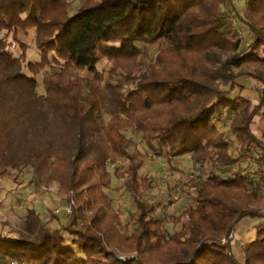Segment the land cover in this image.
Wrapping results in <instances>:
<instances>
[{
	"label": "trees",
	"instance_id": "1",
	"mask_svg": "<svg viewBox=\"0 0 264 264\" xmlns=\"http://www.w3.org/2000/svg\"><path fill=\"white\" fill-rule=\"evenodd\" d=\"M227 5L252 35L244 49L226 34ZM238 8L233 0H81L76 8L71 0H0V174L24 168L40 179L51 173L43 182L76 192L63 229L46 228L30 210L37 234L31 240L0 235L3 257L15 264H147L117 260L100 227L97 213L110 205L103 191L109 165L120 163L125 170L116 172L135 206L137 250L167 251L161 264H264V140L253 130L255 118H264V76L246 72L264 67V0H247L245 14ZM29 30L39 62L28 61V46L19 40ZM10 36L22 51L18 57L9 50ZM104 60L108 69L101 72ZM46 68L40 94L38 77ZM244 77L258 84L256 105L241 95ZM220 107L232 114L235 157L215 118ZM129 129L149 148L158 145L168 161L188 155L197 164L239 168L259 149L258 181L239 172L190 180L195 203L172 219L180 229L170 234L165 219L152 218L156 206L142 199L152 181L139 174ZM245 218L258 224L241 245L240 263L223 241ZM62 230L75 237L72 244Z\"/></svg>",
	"mask_w": 264,
	"mask_h": 264
},
{
	"label": "rangeland",
	"instance_id": "2",
	"mask_svg": "<svg viewBox=\"0 0 264 264\" xmlns=\"http://www.w3.org/2000/svg\"><path fill=\"white\" fill-rule=\"evenodd\" d=\"M71 1L76 8L81 0ZM233 2L239 6L238 10L240 13L245 14L247 0H233ZM222 16L227 22L226 34L236 40H240L242 43L241 49H244L252 40L251 33L238 20L236 13L231 10L229 5H227V9H222ZM19 40L28 46V61L39 62L40 54L35 45V31L29 30L28 35L20 32ZM7 42L10 44L9 50L16 57L20 56L22 51L18 44L13 41L12 36L7 38ZM156 54L157 51H154L153 57ZM107 69L108 63L105 60L98 65V70L101 72H105ZM47 70L46 68L38 77L39 85L37 90L40 94L44 93L42 78L44 72ZM25 72L28 73L27 70ZM246 72L252 74L260 72L264 76V67L253 65ZM78 74L86 78L92 77L87 72H79ZM241 84L246 86L241 95L253 101L256 105L257 93L255 87L258 84L246 77L241 79ZM222 90H228V87L222 86ZM237 92L238 90H235L233 94L236 95ZM215 118L217 119L219 129L227 132L231 142L230 153L235 157L239 145L235 137L229 133L232 114L228 113L225 108L220 107ZM108 120L109 117H105L106 124ZM253 130L258 139L264 140V118H255ZM125 136L131 142L130 152L137 161L142 163V168L139 172L140 176L152 181L151 188L142 189V199L156 206V211L151 216H153L152 218L159 217L165 219V227L170 234H174L180 229V227L173 225L172 219L177 217L183 209L195 203V193L188 187L190 180L204 181L212 174H216L221 178L233 177L234 174L239 172L250 175L255 183L258 181V176L254 172L257 171L260 164L257 161V157L261 154L259 149H252L249 153L251 158H245L239 168L237 166L225 168L211 163L197 164L188 155L168 161L162 151H160L158 145H155V149L149 148L143 142L141 134L129 129L125 132ZM47 145L48 142L45 143V147ZM41 148L42 150L44 149V147ZM116 169L120 174H123L125 170L120 163L109 165L108 187L104 188L103 191L109 199L110 205L97 213L101 220L100 227L104 228L111 242L107 246L108 252H113L117 260L122 263L140 258L147 264H161L164 259L168 258L169 253L167 251L155 248L154 251L146 253L137 250L135 247L136 242L132 239V229L136 225V220L131 218V215L135 213V206L130 194L125 189V179L118 176ZM50 176L54 177L55 175L49 173L37 179L24 168L8 169L6 173L0 174L1 236L7 239H33L37 234V229L34 221L28 217L30 210H34L45 227L50 230L63 229L68 224L72 214L69 215L67 209L70 207L69 205L71 207L75 206L74 198L76 192L66 193L60 188L57 181L43 182V179H48ZM241 222L235 226V230L231 233L230 236L232 238L230 240L228 238V240H224L223 242L230 243V247L237 256V260L243 263L244 257L241 245L253 239L258 221L245 218ZM241 227L244 228L243 233L238 231ZM62 236H64L68 245L72 244L75 239V237L68 235L64 230H62ZM0 264L15 263L10 262L0 254Z\"/></svg>",
	"mask_w": 264,
	"mask_h": 264
},
{
	"label": "built area",
	"instance_id": "3",
	"mask_svg": "<svg viewBox=\"0 0 264 264\" xmlns=\"http://www.w3.org/2000/svg\"><path fill=\"white\" fill-rule=\"evenodd\" d=\"M70 207L67 209V213L69 214V215H71L72 214V207H71V205H69ZM232 238V236H230L229 237V240Z\"/></svg>",
	"mask_w": 264,
	"mask_h": 264
},
{
	"label": "crops",
	"instance_id": "4",
	"mask_svg": "<svg viewBox=\"0 0 264 264\" xmlns=\"http://www.w3.org/2000/svg\"><path fill=\"white\" fill-rule=\"evenodd\" d=\"M241 224H242V222H241ZM240 225V224H239ZM245 228H247V227H245ZM240 233H243L244 232V228H240L239 230H238Z\"/></svg>",
	"mask_w": 264,
	"mask_h": 264
}]
</instances>
